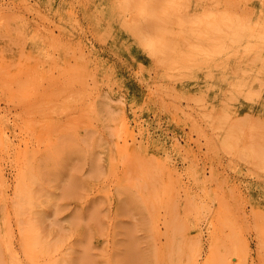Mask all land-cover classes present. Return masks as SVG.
Listing matches in <instances>:
<instances>
[{
    "label": "rangeland",
    "instance_id": "374dc122",
    "mask_svg": "<svg viewBox=\"0 0 264 264\" xmlns=\"http://www.w3.org/2000/svg\"><path fill=\"white\" fill-rule=\"evenodd\" d=\"M147 1L0 0V264H264V0Z\"/></svg>",
    "mask_w": 264,
    "mask_h": 264
},
{
    "label": "bare ground",
    "instance_id": "6f19581e",
    "mask_svg": "<svg viewBox=\"0 0 264 264\" xmlns=\"http://www.w3.org/2000/svg\"><path fill=\"white\" fill-rule=\"evenodd\" d=\"M169 2H171V3H169ZM168 5H171V6H168ZM172 5H175V3H174V0H148L147 2H145L144 4H143V7H142V9H141V11H142V13L145 15V17H146V20H147V22H150V21H152L153 23H154V25H149V26H151V32L153 31L154 33H153V35H150V33L147 31L146 32V26H143V24H140V23H138V22H135L134 24H132V26H131V28H130V30H131V33L132 34H134L138 39H140V41H141V43H143L144 45H149L150 47H151V51L156 55V56H161L162 58H164L163 59V61L165 60V63H166V61H168V62H170V64L171 63H177L178 62V60H177V58H178V56L179 55H182V58H183V60L185 59V58H188V57H195L196 59H198V58H203V57H205V56H210V55H212V52H211V50L210 49H207V48H205L204 46H202V45H199V44H192L191 43V41L189 40V39H187V40H189V41H185L184 40V42H185V46H186V48L187 49H189V51L188 52H186L185 50H179V47H178V45H177V42H175L174 40H171L169 37H167V32H166V29H165V27H164V25H160V24H157V20H159V18L161 17L160 15L161 14H164V15H166V16H168V14H171L170 16H172L173 14H175V9L173 10L172 9ZM128 7V6H127ZM180 7V6H179ZM177 8H178V6H177ZM173 11V14L171 13ZM177 13V12H176ZM131 14V13H130ZM209 15V14H208ZM178 16V15H177ZM206 16V15H205ZM210 17V16H209ZM168 18V17H167ZM180 18V17H179ZM203 18H204V16H203ZM202 17L200 18V19H203ZM207 18V17H206ZM183 19V18H182ZM174 20L176 21V18L174 17ZM178 20V19H177ZM160 21V20H159ZM211 21H213L211 18H207V19H203V20H201L200 22H197L198 24H199V26L200 27H202V29L204 30V31H206L205 33L201 30V32H202V34L203 35H208V36H211V37H208L207 39H208V41H210V42H212V43H214V44H216V41L218 40V37H222V36H229V37H231V35H230V33H228V32H231V30L230 31H224L223 32V26H222V28L220 29V30H215V31H209V30H207V27H208V25L211 23ZM263 21V20H262ZM179 22V21H178ZM161 23V22H160ZM183 23V22H182ZM156 24V25H155ZM184 25H185V23H184ZM259 26V25H258ZM198 27V26H197ZM224 27H225V25H224ZM261 27V26H260ZM167 28V27H166ZM228 28H230L229 27V25H228ZM228 28H225V29H228ZM200 29V28H199ZM167 30H169V29H167ZM255 30V29H254ZM249 31V30H248ZM172 32V31H171ZM170 32V33H171ZM251 32V31H250ZM197 34H198V31L196 32ZM236 33V32H235ZM242 33V32H241ZM243 33H245V32H243ZM261 33V32H260ZM169 34V33H168ZM192 34V33H191ZM196 34V35H197ZM201 34V33H200ZM234 34V33H233ZM252 34V33H251ZM256 34V33H255ZM182 35H184V33H182ZM195 35V34H194ZM174 36V35H173ZM198 36H200V35H197V38H200V37H198ZM202 36V35H201ZM124 37V36H123ZM235 37H237V33L236 34H234L233 35V38H235ZM184 38V37H183ZM261 38V37H260ZM222 39V38H221ZM237 39V38H236ZM195 40V39H194ZM232 40V39H231ZM242 40H244L243 38H242ZM198 41V40H197ZM230 41V40H229ZM207 42V41H206ZM241 42V41H240ZM260 42H263V41H260ZM250 43V42H249ZM180 44V43H179ZM247 44V43H246ZM259 44V43H258ZM217 45V44H216ZM224 45V44H223ZM222 44H220V45H218L217 46V52L218 51H220L222 48H224V46H223ZM250 45H251V43H250ZM249 45V46H250ZM260 45H262V44H260ZM264 45V44H263ZM246 46V45H245ZM259 45H257V47H258ZM211 47H213V46H211ZM228 48H229V46H228ZM256 48V47H255ZM259 48V47H258ZM215 49V48H214ZM219 49V50H218ZM231 49H232V47H231ZM261 49V48H260ZM260 49H257V50H260ZM262 49H264V47L262 48ZM253 50H255V49H253ZM179 51H180V53H179ZM245 51V50H244ZM261 51V50H260ZM262 52V51H261ZM252 53V52H251ZM233 54H234V52H233ZM221 55V54H220ZM232 56V55H231ZM231 56H229V57H231ZM255 56V58H256V55H254ZM260 56V55H259ZM259 56H258V59H260L259 58ZM198 57V58H197ZM248 57V56H247ZM246 57V58H247ZM254 58V57H253ZM159 59V58H158ZM257 59V58H256ZM258 59H257V61H258ZM182 60V59H181ZM257 61H256V63H257ZM261 62V61H260ZM259 63V62H258ZM263 63H264V61H263ZM264 66V65H263ZM170 68V67H169ZM197 68V67H196ZM247 68H249V67H247ZM197 69H199V68H197ZM200 70V69H199ZM189 71V70H188ZM238 75V74H237ZM187 77V76H186ZM192 77V76H191ZM236 82H238V81H236ZM260 87V86H259ZM256 91V90H255ZM258 92V91H257ZM263 93V92H262ZM45 109V108H44ZM40 110V109H39ZM260 123V122H259ZM262 123V122H261ZM252 124H254V123H252ZM41 125V124H40ZM255 127V126H254ZM264 127V126H263ZM231 129V128H230ZM252 130V129H251ZM245 131V130H244ZM230 133V132H229ZM257 133H258V131H257ZM263 133V132H262ZM261 133V134H262ZM254 135V134H253ZM263 135V134H262ZM256 137V136H255ZM263 138V137H262ZM233 139V138H232ZM261 139V138H260ZM262 140V139H261ZM260 140V141H261ZM130 143V142H129ZM262 145V144H261ZM263 147V146H262ZM261 146H260V148H262ZM260 148H258L259 149V153H260ZM254 150V149H253ZM263 150H264V147H263ZM262 151V150H261ZM257 153V152H256ZM264 153V152H263ZM262 153V154H263ZM261 154V153H260ZM263 158H264V154H263V156H262ZM259 158H260V156H259ZM262 160H264V159H262ZM147 163V162H146ZM148 166V165H147ZM173 169V168H172ZM176 172V171H175ZM178 172V171H177ZM151 176V175H150ZM25 189H26V187H25ZM153 193H154V190H153ZM172 197V196H171ZM149 204V203H148ZM156 208V207H155ZM45 231V230H44ZM48 236V235H47ZM35 240H39V238H38V236H36L35 235ZM49 240V239H48ZM197 245V244H196ZM195 246V245H194ZM39 248V247H38ZM191 249V248H190ZM33 250H35V249H33ZM188 253V252H187ZM190 253H192V252H190ZM27 255V254H26ZM181 256V255H180ZM195 256V255H194ZM197 256V255H196ZM184 257H186V255L184 256ZM189 257V256H188ZM31 258V257H30ZM220 259V257L218 258H216V260L218 261ZM235 261H236V258L234 257L233 258ZM215 260V262H214V260H212L215 264H220V263H218L217 261ZM222 260H223V258H222ZM225 261V260H224ZM213 262H212V264H213ZM220 262H223V261H221L220 260ZM224 263V262H223ZM227 263V262H226ZM225 263V264H226ZM233 263V262H232ZM230 264V263H229Z\"/></svg>",
    "mask_w": 264,
    "mask_h": 264
}]
</instances>
